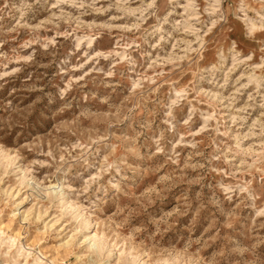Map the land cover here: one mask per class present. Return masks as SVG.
Here are the masks:
<instances>
[{"label":"clouds","instance_id":"1","mask_svg":"<svg viewBox=\"0 0 264 264\" xmlns=\"http://www.w3.org/2000/svg\"><path fill=\"white\" fill-rule=\"evenodd\" d=\"M0 264H264V0H0Z\"/></svg>","mask_w":264,"mask_h":264}]
</instances>
